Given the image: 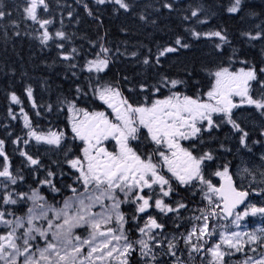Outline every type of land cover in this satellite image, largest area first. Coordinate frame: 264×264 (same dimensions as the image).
I'll return each instance as SVG.
<instances>
[{
    "label": "snow or ice",
    "instance_id": "6c2138e0",
    "mask_svg": "<svg viewBox=\"0 0 264 264\" xmlns=\"http://www.w3.org/2000/svg\"><path fill=\"white\" fill-rule=\"evenodd\" d=\"M95 3L111 4L115 6L114 11L125 13L133 12L137 7L133 0H95ZM5 7L0 6V21L8 19L9 24H0V28L7 29L10 25L18 29L20 21L11 19L12 13ZM83 7L88 15H93L87 3ZM38 9L50 12L48 0H23L22 20H30L42 30L25 34L34 35L43 46H48L50 41L56 43L61 59L69 62V69H75L77 64L71 61L78 55L77 50L66 51L63 43L69 39L68 34L62 29L50 32L53 19L42 18ZM162 9L172 12L173 2L163 0L154 11L159 13ZM226 12L230 15L244 13L242 19L253 24L252 28L240 33L247 42L264 41V10H252L246 0H229ZM210 13V8L197 5L187 9L181 19L192 24L185 28L187 36L195 41H211L212 47L222 54V50L231 45L227 30L221 27L200 30L198 27L208 23ZM67 15L72 17L73 12L69 11ZM138 15L141 21L149 23L146 9ZM256 20L260 23L256 24ZM150 22L157 23L154 19ZM12 34L19 36L21 33L17 30ZM3 36H8L7 30ZM190 47L184 35H177L174 41L158 45L155 54L148 49L142 59L138 50L125 48L121 52L116 49L121 56L153 69L158 77L153 84L147 80L138 83L140 92L150 95H145L143 102L135 103L124 95L119 81L101 82L99 74L109 68L113 56L101 38L99 51L93 58L85 60L83 69L97 74L95 80H89V91L111 109V113L80 107L78 100L88 96V92L79 85L76 97L58 101L60 110L67 111L71 140L83 145L79 154L73 151L74 143L68 145V134L63 129L50 126L47 130H39L24 108H20L27 137L37 144L63 151V164L74 170V183L67 185L72 195L66 197L60 207L50 204L41 194V187L47 186L53 193L61 192L54 182L56 171L45 166L38 155L21 149L20 155L25 158L26 166L35 172L43 169L45 175L42 179L37 177L36 187L19 190L24 176L21 170L13 168L5 150L6 142L0 139V264H132L133 255L138 258L137 264H193V254L201 257L202 264H231L235 253L244 254L238 264H264V226L240 230L245 227L242 222L246 217H264V203L251 202L253 194L264 196V188L252 186L257 177L264 184V154L259 157V170L247 166L241 169L242 180L251 177L245 187L234 181L227 162L209 172V164L219 157L211 149L200 151L195 143L197 140L203 143L202 133L211 134L214 129L229 125L240 147L251 151L250 132L234 110L246 106L264 119V67L257 69L247 60H241L243 66L235 70L231 64L217 66L214 71H208L207 91L197 90L189 95L178 90V86H187V80L173 78L158 69L162 66V58ZM233 51L235 53V49ZM261 56H264V49ZM232 59L230 56L229 60ZM72 74L76 75L75 72ZM187 75L191 77V73ZM123 79L129 81L128 77ZM165 89L167 95L162 94ZM133 90L128 89L129 92ZM25 93L34 109L43 107L36 103L31 85L25 88ZM234 98H239L238 102ZM10 100L21 104L15 92L10 93ZM46 110L51 112L53 106L49 104ZM36 115L41 113L37 111ZM9 116L17 119L11 108ZM142 129H146V135ZM259 134L264 137V126ZM141 137L158 147L152 152L140 151L132 142L140 141ZM110 140L115 141L111 151L105 146ZM20 141L18 136L12 143ZM181 141L193 143L184 147ZM22 142L28 145L30 140L23 139ZM252 143L264 142L255 140ZM220 148L224 149L223 143ZM53 163L60 167L59 161ZM163 169L170 175L164 174ZM60 175H64L62 169ZM212 176L219 177L218 185L210 178ZM177 185L193 189V196L199 194L206 202L204 206L192 209L193 215L184 217L182 210H188V204L183 199H172L179 194ZM21 203L29 206L23 215H17L13 206ZM123 205H128L131 212L123 211ZM97 207L100 210L94 211ZM170 214L174 223L187 221L190 228L180 232L181 224L176 223L175 230L169 234L164 221ZM229 218L230 223H219L229 221ZM44 223L46 227L42 226ZM129 224L135 229L136 237L130 235ZM232 226L237 230H232ZM78 228L85 229L87 234H76L74 230ZM210 240L215 242L210 244Z\"/></svg>",
    "mask_w": 264,
    "mask_h": 264
},
{
    "label": "trees",
    "instance_id": "16d2710c",
    "mask_svg": "<svg viewBox=\"0 0 264 264\" xmlns=\"http://www.w3.org/2000/svg\"><path fill=\"white\" fill-rule=\"evenodd\" d=\"M133 2L137 7L130 13H125L123 10L114 11V5H99L95 3V0H79V2L78 0H48L51 6L50 12L44 13L42 9H38V14L42 18L51 17L53 19V25L49 26L50 32L62 29L68 34L69 39L63 41L65 50L71 51L73 48L77 50L78 55L71 61V63L77 64V67L69 69V62L61 59L60 50L56 47V43L50 41L48 46H43L34 38V35L25 34L26 32L35 33L36 30L40 29L39 25L33 24L32 21L22 20L23 0H0V6H6L5 10L12 13L11 19L20 21L18 29L10 25L7 29L0 28V139H4L6 142L5 150L10 157L13 168L21 170L24 176V181L20 183L19 190L28 191L31 187H36L38 184L37 177L42 179L45 175L43 169L35 172L26 166L25 158L20 155V150L24 149L34 156L38 155L45 166L51 167L57 173L54 182L57 187L61 188L60 193L51 192L47 186L41 187V194L47 198L50 204L57 205L72 195L67 185L74 183V170L63 164V151H57L48 145L37 144L35 140L28 138L27 129L24 128L23 117L19 110L23 107L33 125L38 126L39 130H47L50 126L63 129L68 134V145L71 146L74 143L73 151L75 154H79V148L83 145L79 141L73 142L71 140L67 111L66 109L60 110L58 101L64 97L69 99L76 97V88L79 85L88 92V96L78 100L80 107L88 108L90 111L106 110L103 103L95 99L89 91V80H95L97 74H90L83 69L85 60L93 58L95 53L99 51L101 38H103L105 46L109 47L113 53L109 68L104 73L99 74L101 82L114 83L119 81V86L124 95L130 97L131 102L135 103L143 102L144 96L150 95V93H141L138 83L147 80L149 84H153L158 77L153 69L137 64L135 59L121 56L116 52L117 48L121 52L125 48L128 51L138 50L142 59L143 54H146L148 49H152L153 54H155L158 45L174 41L177 35H184L186 42L190 43L191 47L181 49L178 53L168 54L162 58V66L158 71L173 78L187 80V86H178V90L189 95L195 94L197 90L207 91L210 82L208 71H214L217 66H229L231 64L235 70L243 66L240 63L241 60H247L250 64H255L257 69L264 67V56H261L264 41L250 43L240 35L242 31L252 28L253 24L242 19L244 13L240 15L228 14L226 8L229 5V0H171L174 4V10L169 12L167 9H162L159 13L155 12L154 8L159 7L163 0H133ZM84 3L89 5L93 15H88L84 10ZM246 3L256 12L264 10V0H246ZM197 5L211 9L208 23L198 26L200 30L216 27L227 30L231 45L226 46L222 50V54L212 47L211 41L204 39L195 41L185 33V28L191 27L192 24L183 21L181 16L186 13L187 9ZM144 9L149 15V23L139 19L138 14ZM69 11L73 12L72 17L67 15ZM153 19L157 21L155 25L150 22ZM255 23L259 24L260 21L256 20ZM0 24L8 25L9 20L0 21ZM122 29H126V31H122ZM5 30L8 32L7 37L3 36ZM17 30L21 34L19 36L13 35L12 33ZM57 42L60 41L57 39ZM230 56L233 58L231 61L229 60ZM73 72L76 75H73ZM187 73H191L190 78ZM124 77H128L130 83L125 81ZM29 85L33 88L36 103L43 107L38 109L32 107L25 93V88ZM130 87L134 89L132 92L128 91ZM12 92H15L20 98L21 104L12 103L10 100V93ZM162 94L167 95V90H163ZM49 104L53 106L51 112L46 110ZM10 108L16 114L17 119H12L9 116ZM37 111L41 115L37 116ZM242 114H256L260 119L261 126H264V121L254 109ZM255 123H257V118ZM229 130L227 125H222L217 132L213 130L211 134L202 133L201 140L203 143L200 140L195 141L197 147H200V151L211 149L219 157L215 163L209 164V172L214 171L218 164L229 163L230 142L226 135ZM18 136L21 137V141L18 144H13L12 141ZM23 139H29L30 143L24 145ZM138 142L145 147L149 145V141L144 140L143 137ZM191 143L193 141L186 146L190 147ZM221 143L224 144V149L220 148ZM135 144L136 141L133 146ZM53 161H59L60 167H57ZM256 168L259 170L260 166ZM61 169L64 172L63 176L60 175ZM210 178L217 184L213 176ZM256 181L259 188H264V184L259 182V177ZM192 193L193 189L188 188L187 193L180 194L181 197H184L183 201L188 204V210H185L186 217L193 215L192 209L204 206L203 203L196 201L198 194L193 196ZM28 206V204L21 203L13 206V208L17 215H23ZM219 223L228 222L220 221ZM131 226L132 224L127 225L129 228ZM76 231H79V228ZM168 231L169 229H167ZM136 235L137 233L133 228L131 236L136 237Z\"/></svg>",
    "mask_w": 264,
    "mask_h": 264
},
{
    "label": "flooded vegetation",
    "instance_id": "af4514ba",
    "mask_svg": "<svg viewBox=\"0 0 264 264\" xmlns=\"http://www.w3.org/2000/svg\"><path fill=\"white\" fill-rule=\"evenodd\" d=\"M238 100L239 99L236 98L237 102H238ZM234 111H235V115L237 117L241 118L243 125L246 126L247 130L250 132V138H249L248 144H249V147L251 148V151H249L247 148H241L239 143H238V138L234 137V134L231 132L230 126L227 125V127L230 128V130L226 134L228 136V139L230 142V148H229L230 151H228L229 171H230V173L233 174V178H234L235 182L238 184L239 183V176H241V174H240L241 170H238L239 168L242 169L243 167L247 166L249 168L257 169L256 167L260 166L261 161H260L259 157L261 156V154H264V152H263L264 151V143L253 144L252 141L260 140V141L264 142V137H261L259 134V130L262 126L260 124V119H258L257 115L256 114H252V115H243L242 114L244 112L252 111V108L245 106V107L236 109ZM256 118H257V123H255ZM262 120L264 121V119H262ZM255 129H256V131H255ZM214 130H215V132L218 131L216 129H214ZM142 132L146 134V129H142ZM134 142H132V143H134ZM190 142H192V141H181V144L184 147H188L186 145ZM134 147H139L140 151H142V152H152L153 149L157 148L158 146L151 144V142L149 141L148 147L142 146L139 142H136ZM198 149L200 150V147H198ZM161 150H165V149L161 148ZM229 158L231 159V161ZM163 172L166 175H170L167 173L166 169H163ZM215 180L218 181L217 177H215ZM177 191L179 194L174 196L172 199L173 200H180L181 198L184 199V197H181L180 194L185 193V192L187 193V189L182 188V187L177 185ZM251 200H252V196H251ZM196 201L198 203H200V202L203 203V205L206 203L205 201H203L201 199V196L199 194H198ZM252 202L255 203V201H252ZM122 210L125 211L126 213L131 212V209L129 208L128 205H123ZM196 214L198 215L199 213H196ZM171 215L172 214H170L169 218L164 221L167 225V229H169V231H168L169 234L175 230L176 223L181 224V227L179 230L180 232H186L188 230V228H190L191 225L187 221H184V222L176 221L174 223L173 220L171 219ZM182 215L184 217H186L185 210H182ZM258 218H260V219L254 220L253 218H251V221L253 222L254 225H256L257 223H261L264 226V217L259 216ZM130 228H132V231L130 233V235H131L133 232V226H131ZM247 228L249 230H251V227H247ZM218 231H219V229H218ZM177 234H179V233H177ZM216 238L218 239V237H216ZM214 242H215V240H210V244L214 243ZM180 248L182 250L184 249V246L182 243L180 244ZM183 255H184L185 259L188 258L186 251H184ZM193 255L195 257L193 264H202L201 257L198 254H193ZM243 255H244L243 253H235L231 257V264H238V261L243 259ZM205 264H206V262H205Z\"/></svg>",
    "mask_w": 264,
    "mask_h": 264
},
{
    "label": "rangeland",
    "instance_id": "374dc122",
    "mask_svg": "<svg viewBox=\"0 0 264 264\" xmlns=\"http://www.w3.org/2000/svg\"><path fill=\"white\" fill-rule=\"evenodd\" d=\"M40 31H42V30H40ZM205 99H206V97H205ZM235 100H236V98H234ZM237 99H239V98H237ZM104 105V104H103ZM105 107H106V110H105V112H107V113H111V109H109L108 108V110H107V106L106 105H104ZM111 142H113L114 144H115V141H111ZM106 144V143H105ZM106 146V145H105ZM238 170H241V168H239ZM219 177H217V179H218ZM213 179L215 180V177H213ZM250 180H251V177H249V179L247 180V179H244V180H242L241 179V176H239V183L238 184H243L245 187H247L248 185H249V182H250ZM253 187H255V188H257V189H260L259 187H258V182L256 181L255 183H253V185H252ZM64 201V200H63ZM63 201L62 202H60V203H58L57 205H55L56 207H60L62 204H63ZM252 201H255V203L256 204H258V205H260V204H262V203H264V196H260V195H256V194H253L252 195V200H251V202ZM100 209L97 207V208H94V211H99ZM51 215V214H50ZM259 217V215L258 216H256V217H246L245 219H244V221L242 222V224L245 226L244 228H242V229H240V230H249L247 227H251V230L253 229V228H256V227H259V226H263V224H261V223H257L256 225H254L253 224V222L251 221V218H253L254 220H259L260 218H258ZM228 223H230V220L229 221H227ZM38 223H40V222H38ZM141 223H142V221H141ZM42 226H44V227H46L47 225H46V223H44V224H42ZM187 227V226H186ZM232 230H237L234 226H232ZM74 232L76 233V234H78V235H81V236H84V235H86L87 233H86V230L85 229H83V228H79V231H76V229L74 230ZM49 237H50V234H49ZM218 237V236H217ZM39 243L42 245L43 244V241H39ZM137 260H138V258L135 256V255H133V257H132V264H137Z\"/></svg>",
    "mask_w": 264,
    "mask_h": 264
},
{
    "label": "bare ground",
    "instance_id": "6f19581e",
    "mask_svg": "<svg viewBox=\"0 0 264 264\" xmlns=\"http://www.w3.org/2000/svg\"><path fill=\"white\" fill-rule=\"evenodd\" d=\"M241 113H242V112H241ZM243 115H244V114H243ZM242 117H243V116H242ZM249 126H250V125H249ZM254 127H255V126H254ZM255 131H256V129H255ZM255 147H256V146H255ZM261 148H262V147H261ZM263 152H264V151H263ZM263 152H262V153H263ZM232 156H233V155H232ZM234 157H235V156H234ZM229 159H230V158H229ZM230 161H231V159H230Z\"/></svg>",
    "mask_w": 264,
    "mask_h": 264
},
{
    "label": "water",
    "instance_id": "95a60500",
    "mask_svg": "<svg viewBox=\"0 0 264 264\" xmlns=\"http://www.w3.org/2000/svg\"><path fill=\"white\" fill-rule=\"evenodd\" d=\"M219 183H220V179H219V181H218V184H219ZM218 184H217V185H218Z\"/></svg>",
    "mask_w": 264,
    "mask_h": 264
}]
</instances>
